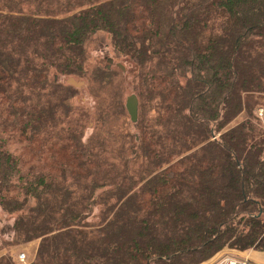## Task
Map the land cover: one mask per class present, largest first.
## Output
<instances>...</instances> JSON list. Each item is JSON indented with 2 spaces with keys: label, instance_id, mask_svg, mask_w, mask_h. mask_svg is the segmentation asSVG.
Returning a JSON list of instances; mask_svg holds the SVG:
<instances>
[{
  "label": "trees",
  "instance_id": "trees-1",
  "mask_svg": "<svg viewBox=\"0 0 264 264\" xmlns=\"http://www.w3.org/2000/svg\"><path fill=\"white\" fill-rule=\"evenodd\" d=\"M0 1V206L16 214L15 243L41 239L28 264H197L224 248L264 251V126L255 112L264 104V0ZM98 31L141 66L142 104L143 93L159 97L169 128L143 127L136 141L161 169L146 192L132 206L118 191L113 216L103 212L93 237H79L71 224L82 225L83 211L65 182L91 173L81 151L92 154L75 140L44 149L47 115L31 96L51 70L81 71ZM13 78L27 99L22 89L10 97ZM93 179L91 188L105 184Z\"/></svg>",
  "mask_w": 264,
  "mask_h": 264
},
{
  "label": "rangeland",
  "instance_id": "rangeland-1",
  "mask_svg": "<svg viewBox=\"0 0 264 264\" xmlns=\"http://www.w3.org/2000/svg\"><path fill=\"white\" fill-rule=\"evenodd\" d=\"M154 63L155 61L148 62L144 69L154 68ZM102 69L109 70L110 74L107 76ZM142 72L141 66L134 64L122 54L116 53L107 33L98 31L85 43L81 71L77 70L76 73L69 75L51 70L46 87L42 89V92L40 91L39 96L35 94L37 90L33 93L34 96L33 94L31 96L33 102L37 104L34 109L40 111L43 108L47 115L44 132L40 136L44 149L53 147L58 151V148L64 145L63 143L75 140L86 149L88 148L87 150L92 154L89 157L86 156L87 151H81L83 153L81 158L88 163L85 166L91 167V173L78 179L68 174L65 182L71 190L70 195L76 201L74 203L72 200L75 209L83 211L84 215L82 225L71 224V226L75 232L83 229L86 237H93L105 213L108 212L106 216L109 218L113 216L108 203L115 204L118 191L120 193L125 191V203L133 206L134 204L130 201L132 195L143 191L144 187L141 185L151 182L152 176L161 170L157 169L154 172V164L151 161L153 158L150 160L142 156L141 148L135 149L142 136L143 127L151 132L157 130L160 135L169 128V122H159L164 115L159 97L150 98L143 93L142 104V98L138 93L141 88L139 76ZM14 80L16 78L12 79L10 97L18 95V89H22L25 94L22 95L27 99L28 89L23 86L24 83L21 81L23 78L20 79L22 86H18V82ZM74 83L79 85L76 86ZM132 95L136 103L134 120L126 105L127 98ZM60 99L62 101L59 103ZM29 101L30 99L25 100L27 103ZM2 103L4 107H7V101ZM28 108L26 104L25 111ZM256 108V115L264 126V104ZM260 109L262 115H258ZM242 119L244 116L240 115L231 125ZM171 127H174V124ZM73 135L77 139H72ZM156 148L158 147L154 145L155 150ZM178 148L176 151L179 150ZM187 151L183 150L181 154ZM199 153L201 154V151ZM179 154L175 155L173 160ZM164 166L165 164L162 167ZM130 177L134 180L130 181ZM93 178L105 184L91 188ZM144 179H146L145 182H143ZM167 187L164 186L163 189ZM146 190L140 194L143 195ZM104 191L107 196L102 195ZM90 198H95L94 202ZM15 217L16 214H10L0 206V260L1 258L6 260V257H9L18 264H28L35 258L41 239L15 243L13 231L9 227L13 224ZM37 221L40 222L41 219ZM78 227L81 228L78 229ZM78 234L79 237L82 236V233Z\"/></svg>",
  "mask_w": 264,
  "mask_h": 264
},
{
  "label": "crops",
  "instance_id": "crops-1",
  "mask_svg": "<svg viewBox=\"0 0 264 264\" xmlns=\"http://www.w3.org/2000/svg\"><path fill=\"white\" fill-rule=\"evenodd\" d=\"M236 255L240 258L249 260L252 264H264V251L257 249H248L244 251L224 248L206 261L197 264H217L224 255Z\"/></svg>",
  "mask_w": 264,
  "mask_h": 264
},
{
  "label": "built area",
  "instance_id": "built-area-1",
  "mask_svg": "<svg viewBox=\"0 0 264 264\" xmlns=\"http://www.w3.org/2000/svg\"><path fill=\"white\" fill-rule=\"evenodd\" d=\"M258 115H262V110H259ZM217 264H252L246 259H241L233 255H224Z\"/></svg>",
  "mask_w": 264,
  "mask_h": 264
},
{
  "label": "water",
  "instance_id": "water-1",
  "mask_svg": "<svg viewBox=\"0 0 264 264\" xmlns=\"http://www.w3.org/2000/svg\"><path fill=\"white\" fill-rule=\"evenodd\" d=\"M76 86L79 85V84H76L74 83ZM126 105H127V108H128V111L132 117V120H134L135 118V109H136V103H135V97L132 95V96H129L127 98V102H126Z\"/></svg>",
  "mask_w": 264,
  "mask_h": 264
}]
</instances>
